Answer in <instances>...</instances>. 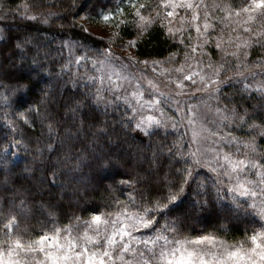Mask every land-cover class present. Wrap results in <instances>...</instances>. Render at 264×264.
Wrapping results in <instances>:
<instances>
[{
	"label": "trees",
	"instance_id": "obj_1",
	"mask_svg": "<svg viewBox=\"0 0 264 264\" xmlns=\"http://www.w3.org/2000/svg\"><path fill=\"white\" fill-rule=\"evenodd\" d=\"M243 2L235 0L234 6ZM133 3L136 8L146 6L139 9L142 15L158 6V0H0V10L4 11L27 4L33 11L60 14L45 27L36 21L9 25L0 39V95L7 98V102L0 100V213L17 211L23 202L28 211L22 218V230L34 235L41 228L50 230L53 224H75L76 217L82 224L94 213L119 211L121 204L117 201L131 209L133 203H139V193L145 199L154 195L181 166L169 153V149L175 151L174 141L179 139L184 144L180 132L161 128L148 134L139 132L126 108L95 103V86L81 77L82 64L73 62L62 70L65 63L74 60L62 42H73L76 56L86 54L92 60L99 54V45L110 40L91 32L88 21L99 20V13L117 6L124 9L120 20L131 21L136 11ZM209 10L223 15L217 9ZM214 23V32L222 33L224 25L219 20ZM250 26L259 27V23ZM114 33L119 34L117 42L138 38L132 23H121ZM25 40L29 42L18 48ZM182 46L181 40L168 34L156 19L134 50L142 59L166 58L181 51ZM262 56L264 48L254 44L250 63L259 64ZM17 79L25 84L31 80L27 96L14 91ZM245 84L237 80L225 86L222 102L230 108L264 111L260 93L245 91ZM21 103L24 108L19 107ZM29 103L39 112H25L29 117L25 122L16 113L24 111ZM49 125L54 132H49ZM241 130L248 132L247 127ZM257 139L264 145V139ZM48 144L52 147L47 148ZM205 181L206 187L198 190L195 181L191 182L179 207L169 213L182 221L172 237L213 234L235 243L250 235L253 227H260L253 213L228 210L230 204L222 202L215 185L208 178ZM130 193L137 196V201H129Z\"/></svg>",
	"mask_w": 264,
	"mask_h": 264
},
{
	"label": "snow or ice",
	"instance_id": "obj_2",
	"mask_svg": "<svg viewBox=\"0 0 264 264\" xmlns=\"http://www.w3.org/2000/svg\"><path fill=\"white\" fill-rule=\"evenodd\" d=\"M161 3L164 7L172 9L167 12L165 19H175L178 15L177 9L191 10L190 16L179 17V27L173 24V19H168L167 31L175 38L177 33L182 34L185 23L193 26L199 36L204 38V43L189 46L193 52L197 48L203 50L210 36L208 30L216 28L215 20H219L225 28H230L233 32L240 27L245 29L243 35L229 36L227 39L228 47L233 50L228 52L225 48V54L236 57L233 68H236V64L241 67L234 70L231 77L225 76L223 79L221 73L225 70V64L213 66L209 63L207 68L210 72H204L203 69L197 71L191 64H188V60H193L197 65L200 62L187 52L183 63L169 67H164V64L168 62L171 65V55L166 58V61L155 59L140 61L134 56H129L131 62L143 64L145 68L151 66L153 73L167 77L172 91L177 96H184L186 90H191L185 81H190L195 91L207 92L210 98H216L214 94L221 91L220 86L231 79H246V73L254 76L253 68H259L261 72H264V56L259 57V64H249L244 59L250 55L248 49L254 44L264 48V0H244L238 6H234L235 0H221L220 3L214 0L210 6L205 4L204 0H199V3L194 0H161ZM24 7L27 9L29 5L25 4ZM131 7L136 9L135 18L131 21L116 19L124 13V9L119 6L112 11L98 14L106 23H112L115 20L114 26L117 28L121 23L136 25L138 38L128 41L129 47L145 39L150 26L154 23L153 18L141 14L139 9L145 8V5L141 4L139 8H136L133 3ZM201 8L204 9L203 12L200 11ZM209 8L217 9L223 15H214ZM49 15H55V13L49 12ZM157 15L159 16V13ZM31 19L36 20L38 17L32 15ZM43 22H48L47 17H43ZM257 23L259 27L250 26ZM232 25L235 27H231ZM118 35V33H113L110 39H115ZM27 42L29 41L25 40L17 47L22 49L24 43ZM62 43L67 44L70 55L74 57V60L62 66V70L68 68L73 62H87L90 59L87 55L75 56L73 42ZM224 43L223 34L218 35L216 47L222 48ZM99 55H102L104 59L92 62L100 66L98 71L101 73L99 76L101 86L95 90L93 99L96 104H107L109 101L102 94L105 79L112 85V89H116L123 88V85L113 81L112 76H116L117 81L127 79V77L116 75L118 70L111 63L113 58L111 48L104 49ZM173 72L178 75L173 76ZM87 79L94 80L96 77L88 76ZM198 82L200 86H197ZM31 83V80L25 84L22 79H17L14 91L19 90L21 96H27L31 91ZM146 83L155 90L159 97L167 95L173 99L170 93L161 92V84L157 83L156 78L147 79ZM253 88L260 93V99L264 100V79L254 80L244 85L245 91ZM124 92L125 94H122L119 99L130 104L132 112L139 115L140 118L135 123L137 129L142 128L145 133H149L153 127L160 126L165 120L173 121L171 127L177 126L174 118L167 116L160 108L164 100L156 96L146 99L145 90L140 87L134 88L131 92L125 89ZM0 100L7 102V98L2 95H0ZM173 102L177 111L181 113V121L186 120L187 126L191 127L190 143L194 142V144L188 151H182L184 146L181 141L179 139L174 141L175 151L169 149V153L174 163L181 166L175 169L172 179H166L164 185L156 189L155 194L147 199L143 193H139V203H133L131 209L128 204L117 201L121 204L119 211L92 214L88 220L83 221L82 230L79 217L75 218V224L69 223L61 227L53 224L50 230L46 227L41 228L34 235L26 229L22 230V218L27 215L28 210L21 202L17 211L10 209L6 213H0V225H2L0 227V264H264V150H262L264 146L257 145V136L264 139V111L257 113L255 110L250 112L247 108L237 109L227 106L214 109L222 125L226 121L239 127H247L256 133V136L247 137H236L229 133L221 137V139H227L230 144L235 141L240 146L237 148L240 157L237 158L230 152L203 147L207 140L220 134L218 131L212 132L200 119L202 115L200 104L190 105L185 110L179 107L178 101ZM201 103L206 110H212L206 101ZM19 107L24 108V104L21 103ZM145 108H160L161 115L159 117L145 116L142 112ZM25 112L38 113L39 109L29 103L24 111L16 113L19 118L27 122L29 117L25 115ZM9 123L14 124L13 121ZM165 126L169 125L165 123ZM48 130L50 133L54 132L53 126L49 125ZM12 143L22 142L12 141ZM46 147L51 148L52 145L48 144ZM200 167L207 168L215 174V179L218 181L217 191L220 190L219 185L224 183L221 177H228V191L232 193L230 198L232 204L226 207L232 212L243 210L254 213L259 217L256 223L260 227H253L250 235H246L243 240L235 243H229L213 234L169 240V235L177 233L182 225L179 217L173 218L169 213L179 207L191 182L195 181L198 188L206 187L205 179L196 173V169ZM249 174L254 178L250 179ZM239 197L245 198L243 204L240 203ZM129 201H137V196H132L130 193ZM244 205H248V208L245 209ZM52 215L49 213V216ZM161 220H163L162 224ZM157 225L160 226L156 227ZM139 229L153 231V235L140 239L139 236L133 234Z\"/></svg>",
	"mask_w": 264,
	"mask_h": 264
},
{
	"label": "rangeland",
	"instance_id": "obj_3",
	"mask_svg": "<svg viewBox=\"0 0 264 264\" xmlns=\"http://www.w3.org/2000/svg\"><path fill=\"white\" fill-rule=\"evenodd\" d=\"M206 1L207 0H204V3H206ZM194 2L199 3V0H194ZM211 3H212V0L210 1L209 6ZM24 5L25 4H21L20 7H18L17 9L15 8V10H12L11 12L7 11V10L6 11L0 10V39L3 38V36L5 34V29L7 26L9 27V25L13 24L14 26H16L17 24H20L22 21L23 22H27V21L35 22L36 21L37 23H39L45 27L46 25L50 24L51 19H55L56 17H58L60 15V14H57V12H52L51 10L33 11L29 7L26 9L24 7ZM157 5L158 6L153 8V10L151 12H146L143 15L149 16V17L153 18V20L157 19L158 22L160 24H162L166 28V31H167V27H168L167 20L173 19V18L165 19V17H166L167 12L171 11L172 9L170 7H168V8L164 7V5L161 3V0H158ZM176 11H177L178 15L176 16L175 19H173V24L176 27H179L180 26L179 25V17L180 16H190L191 10L177 9ZM49 12L55 13V15H49ZM158 13H159V16L157 15ZM32 15H36L38 17V19L32 20L31 19ZM121 16H123V15L117 16L116 19L120 20ZM43 17H47V21H48L47 23L43 22ZM115 23H116L115 20L112 23H106L101 18H99V20H93L91 22L88 21V26H89L88 28L91 30V32H94L103 38L107 37V39L110 40V41H108L106 39L108 41V43L99 45V47H100L99 53L106 48H111L113 51V58H112L111 63L113 65V67L118 70L116 75L127 77V79H121V80L117 81L116 76H112L113 81L123 85V88H116V89H112V85L108 83L107 79H105L102 94L109 101V103H107V104H115V105L122 106V107L126 108L129 111L130 118H131V120L135 126L136 120L140 118L139 115L132 112V106L130 104H128L124 100L119 99V97L122 94H125V92H124L125 89H127L128 92H131L132 90H134V88L140 87L143 90H145V98L146 99H151L154 96H156V97L164 100L165 102L160 105V108H162L164 110V112L167 114V116H171L174 118V121H175L177 126L175 128H173L170 126L173 123V121L172 120H165L164 122H162V124L160 126L153 127L150 130V132L153 131L154 129H158V128H161L165 131L180 132L182 134L183 141H184V144H183L184 147L182 148V151H188L190 148L193 147L194 142L190 143L191 136H192V129H191V127L187 126L186 120L183 122L181 121V113L177 111V107L173 101L174 100L178 101L179 107L183 108L185 110H187L190 105L200 104L201 105L200 112L202 113L200 119L203 121L204 124L207 125V127L209 129H211L212 132L218 131L220 134L219 136H213L209 140H207V142L203 144V147L204 148H215V149L221 150L222 152H230L234 156L239 158L240 152L237 151V148L240 146H238L235 141H233L230 144V143H228L227 139H221V137H224L229 133L232 136H236V137L254 136V135H252L253 131L248 128V132L247 131L245 132V131L241 130V127H239L235 124H229L226 121L224 122V125H227V126L222 125L220 123V121L217 117V113L214 111V109L217 107L224 108L225 106H227L221 100V92H222V89L225 86H227L229 83L237 82V80L245 81L246 83H252L254 80L264 79V72H261L259 68H253L252 71L255 72L254 76L248 75L246 73V77H247L246 79H243V78L231 79L228 83L222 84L220 86L221 91L218 94H214L216 98H210L209 93H207V92L195 91V89L192 88V86H191V82L185 81V83L190 86L191 90L190 91L186 90L184 96H177L176 93L174 91H172V86L169 85L167 77L159 76L157 73H153L151 66L145 68V66L143 64L131 62L129 59V56H134L137 58V60H140V61H142V60H153V59L166 61V58H169L170 55L167 56L166 58H147V59L139 58L138 55L136 54L135 50H134L135 47L134 46H132V47L128 46V41L137 40V38H132V39H129L125 42H117V41H115L116 38L110 39L112 37V34L116 31V27L114 26ZM58 27H59V25H58ZM232 27H235V25H232ZM222 29H223L222 33L221 32L216 33V31L214 32V30H216V28L208 30L210 33L209 40L206 44H204L203 50H200L199 48H197V50L195 52H193L190 50L189 46L204 43V38L199 36V34L196 32V30L193 26H189L187 23H185L182 34L177 33L175 35V37L178 40H181V42L183 43V46L181 47V51L172 53L171 54V56H172L171 65L168 62H165L164 67H169L172 65L179 66V64L184 62V56H185V53L187 52L190 56H194L195 59L200 62L199 65H197L194 63L193 60H191V59L188 60V64H191L194 68H196L197 71H200L201 69H203L204 72H210V69L207 68V64H209V63L213 64V66H215L216 64H225V70L221 73V78L223 79L225 76L231 77L233 71L236 69H239L241 66L236 64V68H233L232 66L236 62V57H233L231 55H226L224 49L227 48V51L231 52L233 49L228 47V45H227L228 37L229 36L236 37L238 35H243L245 29H244V27H240V28H237L235 32H233L229 28H225V27H222ZM220 34H223L225 43H224V45H222V48H217L216 47V37ZM185 40H187V41H185ZM248 51L250 53V49H248ZM73 52L76 54V46L73 48ZM84 55H86V54H84ZM72 58H74V57L72 56ZM103 59H104V57L102 55L98 54L97 57H94L92 60H89L87 62H85V61L76 62V64H78V65L82 64V66L84 67L83 71L79 70L82 73L81 77L83 79H85L87 82L94 85L95 90L101 86L100 80H99V76L101 75V73L98 71L100 66L98 64L94 65L92 61L103 60ZM244 59H246L248 61V63L251 64L249 61V56L244 57ZM122 66H125V67H122ZM186 71H187V68H186ZM109 74H111V73L109 72ZM172 75L176 76L178 74L173 72ZM88 76L96 77V79L88 80L87 79ZM153 78H156L157 83L161 84V89H160L161 92H164L166 94L170 93L171 97L173 99H170L169 96H167V95L164 97H159V95L155 92V90L151 89V86L146 83V80L147 79H153ZM165 85H168V86L165 87ZM197 86H200L199 82H198ZM253 89L256 90L255 88H253ZM204 101L207 102V105L212 110H206L203 107L201 102H204ZM101 104H104V103H101ZM160 108H155V109L154 108H145L142 110V112L145 116L155 115V116L159 117L161 115ZM228 108H230V107H228ZM165 123L169 126H165ZM137 130L139 132H142L143 134H148V133H145V131L142 128L137 129ZM257 145L258 146H264L263 144L259 143L258 139H257ZM262 150H264V148H262ZM185 159H188V158H185ZM221 163H223V161H221ZM196 173H198L199 176L203 177L205 180H206V178H208V180L210 179L211 182L215 185L216 190H217L218 181L215 179L214 173L210 172L207 168H204V167L197 168ZM249 178L252 179L254 177H252L251 174H249ZM221 179L224 181V183L222 185H219V188H220L219 192L221 195L220 196L221 200L223 203H227V204L231 205L232 201L230 198L232 196V193L230 191H228V183H229L228 177L223 176V177H221ZM195 184H196V190H198L199 188L197 186V183L195 182ZM244 199H245L244 197H239V201L241 204H243ZM244 206L246 208H248V205H244ZM83 227H84V224L83 223L80 224L81 230L83 229ZM73 234L75 235L76 232L74 231ZM133 234L136 236H139L140 239H144L147 236L153 235V231H149L147 229H139L138 231L134 232ZM168 238H169V240L182 239V238H176L175 239L174 237H172V235H169ZM220 239H223V238H220ZM223 240H225V239H223ZM227 242H229V241H227ZM229 243H233V242H229Z\"/></svg>",
	"mask_w": 264,
	"mask_h": 264
}]
</instances>
